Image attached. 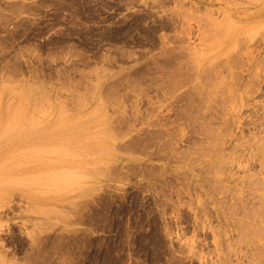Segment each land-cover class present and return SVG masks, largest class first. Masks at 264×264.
Segmentation results:
<instances>
[{"label": "rangeland", "instance_id": "1", "mask_svg": "<svg viewBox=\"0 0 264 264\" xmlns=\"http://www.w3.org/2000/svg\"><path fill=\"white\" fill-rule=\"evenodd\" d=\"M0 264H264V0H0Z\"/></svg>", "mask_w": 264, "mask_h": 264}]
</instances>
